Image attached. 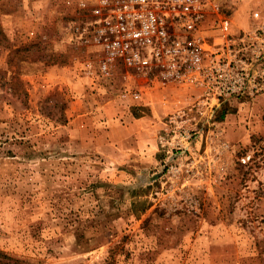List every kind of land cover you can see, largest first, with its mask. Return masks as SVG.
Listing matches in <instances>:
<instances>
[{"label":"rangeland","instance_id":"obj_1","mask_svg":"<svg viewBox=\"0 0 264 264\" xmlns=\"http://www.w3.org/2000/svg\"><path fill=\"white\" fill-rule=\"evenodd\" d=\"M114 1L0 0V264H264V89L101 74ZM200 1L264 49V0Z\"/></svg>","mask_w":264,"mask_h":264},{"label":"built area","instance_id":"obj_2","mask_svg":"<svg viewBox=\"0 0 264 264\" xmlns=\"http://www.w3.org/2000/svg\"><path fill=\"white\" fill-rule=\"evenodd\" d=\"M205 9L200 0H115L96 29L104 56L99 71L107 75L119 61L136 74L194 88L201 101L193 107L205 106L209 114L223 97L263 90L253 70L264 61L263 40L248 33L211 39L202 30ZM257 73L264 76V68Z\"/></svg>","mask_w":264,"mask_h":264}]
</instances>
